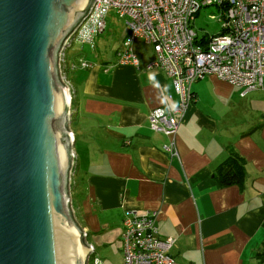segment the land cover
I'll return each instance as SVG.
<instances>
[{
  "label": "crops",
  "instance_id": "crops-1",
  "mask_svg": "<svg viewBox=\"0 0 264 264\" xmlns=\"http://www.w3.org/2000/svg\"><path fill=\"white\" fill-rule=\"evenodd\" d=\"M116 17L110 13L109 34L97 42L67 49L64 67L76 155L72 200L89 244L100 257L98 247H108L116 230L122 264L125 211L159 210L160 236L177 239L176 264H264V89L241 97L214 76L194 83L196 99L178 132L180 160L171 159L163 149L169 139L151 130L149 114L179 104L173 81L148 69L155 49L142 38L133 43L139 67L120 64L129 29ZM198 41L207 45L206 36ZM229 170L238 183L224 184Z\"/></svg>",
  "mask_w": 264,
  "mask_h": 264
},
{
  "label": "water",
  "instance_id": "water-1",
  "mask_svg": "<svg viewBox=\"0 0 264 264\" xmlns=\"http://www.w3.org/2000/svg\"><path fill=\"white\" fill-rule=\"evenodd\" d=\"M96 0H0V264H89L60 59ZM71 96V97H70Z\"/></svg>",
  "mask_w": 264,
  "mask_h": 264
},
{
  "label": "built area",
  "instance_id": "built-area-1",
  "mask_svg": "<svg viewBox=\"0 0 264 264\" xmlns=\"http://www.w3.org/2000/svg\"><path fill=\"white\" fill-rule=\"evenodd\" d=\"M210 6L220 10L223 28L221 34L206 35L204 46L198 41L193 22L203 8ZM111 12L124 20L129 29L120 52V64L139 67L133 43L142 38L155 49V59L148 69L162 70L173 81L179 104L173 109L157 108L149 114L151 130L169 139L163 149L171 159L180 160L178 132L196 99L192 91L194 83L214 76L240 89L241 97L264 89V0H96L61 54L62 78L69 89L64 74L67 49L75 43H94L105 33ZM81 66L87 68L90 64L83 61ZM168 99L173 100L172 95ZM75 174L73 151L71 196ZM160 215L159 210L125 211L122 264H176L171 251L177 239L160 236L157 225ZM89 264H104L94 247Z\"/></svg>",
  "mask_w": 264,
  "mask_h": 264
},
{
  "label": "rangeland",
  "instance_id": "rangeland-1",
  "mask_svg": "<svg viewBox=\"0 0 264 264\" xmlns=\"http://www.w3.org/2000/svg\"><path fill=\"white\" fill-rule=\"evenodd\" d=\"M212 17H217V19H212ZM220 18H221V12L216 6H210V7L203 8L200 11V14L197 16V18L193 22V29L199 35V37L206 36V35L221 34L222 28H223V22L219 21ZM116 19L119 20V17L117 16ZM105 33L109 34V33H107V31H105ZM105 33H103L102 35H104ZM102 35H100V36H102ZM100 36L97 38V41L99 40ZM79 48L80 47L77 44H75L69 49V52L70 51L75 52ZM75 206L76 205L74 203L73 208L76 211ZM75 216L78 217V213H76ZM110 234L112 236L110 237L109 246L103 247V248L98 247V253H99V256H100L101 260L103 261V263L105 262L107 264H118L119 263V256H120V254H119V236H118L119 234L116 230L115 231L112 230V232H110ZM90 241H92V238Z\"/></svg>",
  "mask_w": 264,
  "mask_h": 264
},
{
  "label": "trees",
  "instance_id": "trees-1",
  "mask_svg": "<svg viewBox=\"0 0 264 264\" xmlns=\"http://www.w3.org/2000/svg\"><path fill=\"white\" fill-rule=\"evenodd\" d=\"M240 180L239 174L236 171L229 170L226 175L225 185H232L238 183Z\"/></svg>",
  "mask_w": 264,
  "mask_h": 264
},
{
  "label": "bare ground",
  "instance_id": "bare-ground-1",
  "mask_svg": "<svg viewBox=\"0 0 264 264\" xmlns=\"http://www.w3.org/2000/svg\"><path fill=\"white\" fill-rule=\"evenodd\" d=\"M71 97V96H70Z\"/></svg>",
  "mask_w": 264,
  "mask_h": 264
}]
</instances>
